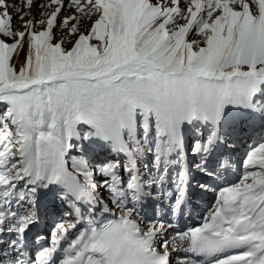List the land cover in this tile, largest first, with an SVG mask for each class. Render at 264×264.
Masks as SVG:
<instances>
[{
	"label": "snow or ice",
	"instance_id": "1",
	"mask_svg": "<svg viewBox=\"0 0 264 264\" xmlns=\"http://www.w3.org/2000/svg\"><path fill=\"white\" fill-rule=\"evenodd\" d=\"M0 264H264V0H0Z\"/></svg>",
	"mask_w": 264,
	"mask_h": 264
},
{
	"label": "rangeland",
	"instance_id": "2",
	"mask_svg": "<svg viewBox=\"0 0 264 264\" xmlns=\"http://www.w3.org/2000/svg\"><path fill=\"white\" fill-rule=\"evenodd\" d=\"M68 14H69L68 12H65V15H68ZM17 23H19V22H17ZM73 39H74V38H73ZM191 39H198V37H196V36H192ZM67 46H70V45H66V47H67Z\"/></svg>",
	"mask_w": 264,
	"mask_h": 264
}]
</instances>
